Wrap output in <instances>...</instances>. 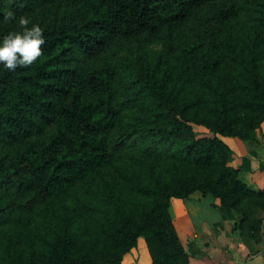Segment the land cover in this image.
Returning a JSON list of instances; mask_svg holds the SVG:
<instances>
[{
  "label": "trees",
  "instance_id": "trees-1",
  "mask_svg": "<svg viewBox=\"0 0 264 264\" xmlns=\"http://www.w3.org/2000/svg\"><path fill=\"white\" fill-rule=\"evenodd\" d=\"M8 11L45 44L33 65L0 69V264H121L139 237L153 264H190L171 198L196 190L258 239L264 189L221 135L260 141L264 0H0V36L19 28ZM123 160L142 172L103 184Z\"/></svg>",
  "mask_w": 264,
  "mask_h": 264
},
{
  "label": "crops",
  "instance_id": "crops-1",
  "mask_svg": "<svg viewBox=\"0 0 264 264\" xmlns=\"http://www.w3.org/2000/svg\"><path fill=\"white\" fill-rule=\"evenodd\" d=\"M260 141L239 137L221 138L232 149L231 164L240 169L244 180L264 187V122ZM173 222L189 254L190 264H264V220L257 238L236 227L239 215L224 208L218 199L201 193L188 198L173 197ZM121 264H153L147 241L125 254Z\"/></svg>",
  "mask_w": 264,
  "mask_h": 264
},
{
  "label": "clouds",
  "instance_id": "clouds-1",
  "mask_svg": "<svg viewBox=\"0 0 264 264\" xmlns=\"http://www.w3.org/2000/svg\"><path fill=\"white\" fill-rule=\"evenodd\" d=\"M4 19H16L19 28L0 36V69L15 71L18 67L33 65L43 53L44 29L29 16L16 17L12 11H8Z\"/></svg>",
  "mask_w": 264,
  "mask_h": 264
},
{
  "label": "rangeland",
  "instance_id": "rangeland-1",
  "mask_svg": "<svg viewBox=\"0 0 264 264\" xmlns=\"http://www.w3.org/2000/svg\"><path fill=\"white\" fill-rule=\"evenodd\" d=\"M162 47H163L162 43H158V42L149 43V44H146V45H144L142 47H136V48H132V49L120 52L119 53V59L131 58V57H134V56H139V55L144 54L147 51H156V50L158 51V50H161ZM263 122H264V120L260 122V127L257 129V132L261 128ZM193 126H194L195 130H197L199 132H207V131H209V127L206 126V125L194 123ZM258 136H259V134H258ZM259 139H260V137H259ZM243 140H246V139H243ZM259 143H261V141H259ZM230 165H232L231 164V160H230ZM125 169H129V170L133 171L134 173L136 171L137 174H140L142 172V170L140 169V166L136 165L135 163H133L130 160H126V161L123 160L118 165L111 166L110 168L100 172L99 173V180L103 184H107L108 182H117V183L125 185ZM239 176H240V178L243 181L246 182V184L250 187V189L255 190V191L264 189V187L260 188V187H255L252 184H249L246 180H244V178L242 177L241 173H239ZM193 193H201L203 195H208V196H211V197L214 198V196L211 193H206L205 194V193L201 192L200 190H196ZM216 199H218L219 202L221 203V200H220L219 197L216 198ZM146 201H148V199H146ZM171 201H172V198H171ZM67 204L69 205L70 208H74L75 211H77L79 213L78 221L79 220H83L84 218H87L86 215H88V212L85 211V208L77 200L68 199L67 200ZM99 220L101 221V219H99ZM41 223H44V222H41ZM100 241L97 240V237H96L95 234H91V235H88V236L85 237V241L84 242L87 244L88 248L92 247V249L95 250L96 248L100 247ZM147 246H148V249H149L148 243H147ZM149 252H150V249H149ZM107 264H112V263H107Z\"/></svg>",
  "mask_w": 264,
  "mask_h": 264
}]
</instances>
